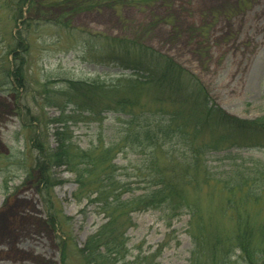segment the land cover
Segmentation results:
<instances>
[{
	"label": "rangeland",
	"instance_id": "374dc122",
	"mask_svg": "<svg viewBox=\"0 0 264 264\" xmlns=\"http://www.w3.org/2000/svg\"><path fill=\"white\" fill-rule=\"evenodd\" d=\"M28 1L0 0V61L12 56L6 54L8 45L15 47L16 41L27 49L25 88L0 92V264H79V249L104 221L68 167L51 169L57 184L50 191L37 182L36 144L42 137L45 145L55 147L53 132L61 124L53 121L61 117L79 149L118 145L113 162L117 178L127 185L124 197L142 192L147 165L155 157L165 174L174 171L179 183H185V200L205 231L231 233L235 223L219 181L264 161V149L209 150L202 157L209 183H204L202 170L197 182H185L179 168L187 148L176 139L155 151L123 140L127 111H115L111 102L119 93L136 99L133 111L139 124L147 114L168 117L189 103L172 105L154 85L134 81L142 77L131 70L96 62L103 52L98 37L127 38L170 56L198 77L223 111L255 119L264 115V0ZM69 80L114 88L97 93L103 103L97 114L67 106L61 115L59 108L43 105L46 89L65 91ZM224 132L207 128L200 139ZM247 212L260 221L264 204L249 205ZM190 218L187 209L132 213L126 260L139 255L148 258L146 264H188L193 247L189 233L196 230Z\"/></svg>",
	"mask_w": 264,
	"mask_h": 264
},
{
	"label": "trees",
	"instance_id": "16d2710c",
	"mask_svg": "<svg viewBox=\"0 0 264 264\" xmlns=\"http://www.w3.org/2000/svg\"><path fill=\"white\" fill-rule=\"evenodd\" d=\"M28 2L18 0L19 5ZM19 18H23L21 13ZM19 40L22 41L21 35ZM98 41H101L99 46L103 52L96 62L131 70L132 75L142 77L134 81L154 85L172 105L185 106L189 103L190 106L186 108L171 111L168 117L147 114L144 122L139 124V117L133 111L136 99L119 93L111 102L115 111H127L125 124L128 129L123 140L130 139L139 147L155 151L176 139L187 148L188 155L184 154L186 162L179 168V173L183 177L186 175L185 182H197L198 173L202 170L204 183H209L210 178L205 174L202 161L209 150L233 147L264 149V115L255 119H241L226 113L213 103L198 77L170 56L143 43L103 35H99ZM22 45L24 43L20 41H16L15 47L8 45L6 54H13L0 61V92L4 88L11 91L25 88L27 49ZM68 84L65 91L46 89L43 105L59 108L61 115L67 106L97 114L103 106L97 93H107L114 88L75 80H69ZM66 121L63 117L53 121L61 124L55 126L53 132L55 147L45 145L41 137L36 144L35 164L40 173L37 182L45 192L57 184L53 181L55 178L51 169L61 165L68 167L75 174L79 191L88 193L85 197L88 203L95 204L98 213L103 215L104 221L79 249V264H146V256L137 255L131 261L126 260L128 249L125 234L131 223V214L150 209L172 213L183 209L189 211L196 230L189 233L193 247L188 264H235L237 260L244 264H264V217L254 222L247 212L249 205L257 207L264 204V161H256L250 167L234 171L227 179L219 181L226 193L227 209L234 219L235 229L231 233L218 230L209 233L205 231L207 227L200 222L195 209L186 202L182 190L185 183H179L174 171L165 174L153 161L156 158L152 157L146 168V186L141 193L126 198L127 185L117 178V166L113 162L118 145L79 149L73 144L71 132L64 125ZM134 125L139 127L134 128ZM207 128L225 132L211 140H201L200 135Z\"/></svg>",
	"mask_w": 264,
	"mask_h": 264
}]
</instances>
